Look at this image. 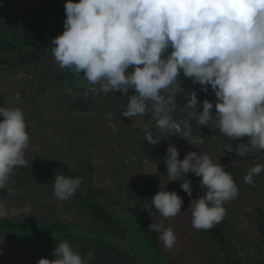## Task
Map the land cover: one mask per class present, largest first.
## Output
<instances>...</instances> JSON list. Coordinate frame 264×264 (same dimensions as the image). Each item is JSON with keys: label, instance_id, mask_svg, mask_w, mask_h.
Masks as SVG:
<instances>
[{"label": "clouds", "instance_id": "clouds-1", "mask_svg": "<svg viewBox=\"0 0 264 264\" xmlns=\"http://www.w3.org/2000/svg\"><path fill=\"white\" fill-rule=\"evenodd\" d=\"M64 9V31L51 41L55 61L73 76H82L91 92L99 85L105 93L125 94L128 102L120 115L130 119L150 111L159 128L188 140L191 124L175 121L169 107L175 101L160 94L182 70L205 92L210 85L217 98L214 115L208 100L196 111L200 125L211 122L222 135L248 137L252 149L264 150V0H66ZM130 89L134 94L129 96ZM197 104L192 91L184 107L196 109ZM0 117L2 188L13 169L24 165L29 135L21 109L0 106ZM145 139L153 145L159 142L148 130ZM238 149L225 150L238 155ZM178 157L179 150L169 144L167 180L183 181L180 187L191 197V183L184 176L200 178L203 194L191 200L186 212L194 229L208 230L222 220L223 205L238 195V187L225 167L208 155L191 151L182 160ZM262 171L264 164L251 167L244 182L254 186V177ZM80 184L79 177L55 175L54 196L67 201ZM151 201L164 218L182 213L184 201L175 191L159 190ZM149 228L160 233L166 248L174 245L171 227ZM53 256L37 264H84L66 241L56 245Z\"/></svg>", "mask_w": 264, "mask_h": 264}, {"label": "trees", "instance_id": "trees-1", "mask_svg": "<svg viewBox=\"0 0 264 264\" xmlns=\"http://www.w3.org/2000/svg\"><path fill=\"white\" fill-rule=\"evenodd\" d=\"M41 1L48 4L50 18L41 17V21H33V25L36 27L34 33L28 31L27 27L21 26V24L17 25L12 19L8 20L6 28H1L0 73L5 76L7 75L8 77L14 76L17 79H19V73L21 72H27L30 74V77H27L22 81L20 78L18 84L19 86L21 85V91L18 93L20 96L24 97L27 109L37 107L47 94L49 95V93H53L51 99L53 100L54 105L60 107L57 114L55 115L54 113L55 119L53 125H55L60 121V115L62 116L64 114L60 111L62 108H64V112H70L74 118L75 114H89L93 108L97 106V103L101 101L102 94L100 95L101 98L89 99L88 95L82 91L79 80L70 82L57 65H48V61L54 58L51 53V48L53 47L51 41L53 38L63 33L66 16L64 8L56 6L55 4H49L46 0ZM49 23L52 27L49 31H45V28ZM170 50L171 49H169V51ZM43 66H45L44 71ZM32 68H35V70ZM38 70H40L39 73ZM66 70L71 74L68 69ZM30 78H32V85H28V83L31 82ZM177 79L180 83H184L188 82L191 78H186L181 70ZM48 84H50V86H48ZM69 89H71L70 92ZM189 95L184 94V98L181 96L182 100H177L176 104L180 103L182 108H187L184 106L190 98ZM174 97L175 99H178V96ZM197 98L198 104L196 105V109H190L191 113L194 110L193 114H195L196 111L201 112L203 110L202 104L204 100L212 102L214 106L217 100L215 93L209 91H203L201 96H197ZM149 107H151V105H149ZM212 112L214 115L215 108L212 109ZM179 122L181 123V121ZM184 122H189L192 129L191 136L188 137V140L185 139L186 142L189 141L186 145H182L184 138L172 134L169 135L168 130L159 128L156 120L139 133L135 131L133 133L130 130L128 139L133 143H143V151L149 150V155L155 157V159H152L154 163H156L153 171L145 170L146 166L151 162V159L148 162H144L145 158L143 161L140 160L139 163L134 164L133 166L123 162L120 168L115 170L112 169V167L107 169L101 165L93 164L92 160L95 158H112V151L116 152L115 150H118V148H115V143L117 142L114 140L112 145H110V143H98L96 139L90 138L85 139V142L87 143L86 146L89 148V154L86 156V160L88 159L87 163H84L83 165H70L69 163H63L59 159L50 156L43 160L25 161V163L30 162L34 164V168H31L30 164H27L25 167L20 166V169H24V171L28 173V175H26L27 181L32 182L34 180L36 186H40L38 189L41 190V193L38 194L36 198L42 203V207H44L45 210L50 211L53 209L59 211L60 207L48 204H60L64 210H67L74 215L85 214L87 217H91L96 222L95 225L97 227H99L98 224H100V226L105 229L103 235H112L113 238L119 237V226L127 227L129 226L128 222L123 223L124 221L120 217L117 219L115 215H111L108 212L106 206L107 200L103 199L104 197H102V195L106 194L109 185L98 188L93 182L94 178L105 180L106 172L109 173L112 178L117 176L122 178L127 177L130 184H123L124 186H122L118 181L114 182V185L120 189L118 190V193L123 197L122 199H124L125 204L123 207L126 208L128 206L129 210L132 205L140 207L144 204L147 207L149 206V209H156L151 199L159 190L168 189L169 192L175 191L183 199V205L186 202L190 203L192 199H197L203 194L202 189L199 187L200 178L192 173H188L184 176V180L190 181L193 187L191 197L181 189L179 185L180 180H178L176 184H172V182L167 180L168 174L165 162L169 144L174 145L179 150L178 158L181 160L186 153L191 151L208 155L214 163L221 164L225 167L224 170L231 174L238 188L242 185L248 184L244 182L243 178L249 170L247 166L250 161L264 163V150L252 149L248 137L236 139L228 138L222 135L211 122L207 125H200L197 122V119L194 120L193 117L190 120H184ZM183 123H181V125ZM111 130L112 132H115V130L117 131V127H111ZM146 130L151 131L153 133V139H157L159 142L154 145L149 143L145 139ZM215 139L217 140V143L215 145H210ZM200 140H202L203 143H200ZM218 146L219 150L217 149ZM227 146H233L234 149L236 146H239L238 150L241 154L237 155L235 151L228 152L225 150ZM134 154H136V152H134ZM143 155H145V153ZM130 157L129 160H131ZM129 167L133 168L135 173L127 171ZM137 167L140 168L141 172ZM55 175H65L73 178L79 177L81 179L79 188L69 200L61 201L54 196ZM136 176L138 179L134 180V177ZM255 177L254 186L249 185L251 190L257 189L256 192L259 190L256 194L257 197L254 200V203L257 202L258 199L264 198V183H256L257 180ZM240 196H242V194ZM223 206L226 214L222 220L208 229V233L205 230V234H208L212 241L210 243V248L213 250L212 253L218 257L223 255L224 252L229 254L227 257L225 256L222 262L216 260L214 264H242L240 256L242 259L246 256L234 243L236 235H234L233 232H230L232 230L230 226L231 222L233 221L235 223L240 213L234 209L235 202L232 200L225 202ZM132 210L134 215L138 218L139 216L136 213L139 210L134 208ZM150 212L151 211H149V214H153ZM253 212L254 213L248 216V220L255 225L256 239L254 240L253 248L249 247L252 251L258 254L261 253L264 248V206L259 204L255 205ZM149 214H147L146 217L149 216ZM134 221L137 222L136 218H134ZM42 223L43 224L40 226L37 223L35 224L32 221H26L22 218L17 220L11 218L0 220V238L3 237L4 241H6V239L19 241V243L23 241L26 244V247L35 248L36 253L38 254L27 252L28 255H31V257L34 258L47 252L48 257H50L48 259L52 260L55 258L53 256V250L56 245L60 242H67V240L72 241V239H74L76 241L74 246L77 248H73V246H71V248L74 252L81 255L84 264H122L128 260L127 256L118 254L115 258L114 256L112 257V259L114 258L113 261L110 259L106 250L102 248L98 249L96 243L90 238H94L95 235L100 237L99 233L102 232H100L98 228L87 229L86 226L83 228L76 223L60 222L58 220L43 221ZM184 223L186 226H189L186 222ZM177 228L181 229L183 233L186 234V228H183L182 222ZM163 229L165 228L163 227L162 230ZM183 233L177 231L174 233L177 241L174 243L175 246L172 257L174 258L175 256V258L172 259L171 264H180L182 260L191 259L194 256V254H189L186 250L180 251L179 249L177 251V247H180L181 244H186L188 246L187 242L184 240ZM159 235L160 233L156 231L152 232V235L143 234V241H139L138 243L141 244V246L137 250L147 260L145 264H170L168 254L171 252L163 245V242L159 239ZM122 241L125 242V240ZM73 243L74 242L72 241L71 244ZM3 244L4 247L7 248L6 243ZM109 244L112 246V240ZM237 244L243 245V241H240ZM144 245L147 246L146 249H144ZM191 247L194 248L193 246ZM80 251L83 253L81 254ZM192 251H196L195 248ZM20 258H22V255L17 252L16 255H14V253L8 254L6 259L13 263ZM259 258L261 259V257ZM262 259L264 260V258ZM243 263L249 264L246 259Z\"/></svg>", "mask_w": 264, "mask_h": 264}, {"label": "rangeland", "instance_id": "rangeland-1", "mask_svg": "<svg viewBox=\"0 0 264 264\" xmlns=\"http://www.w3.org/2000/svg\"><path fill=\"white\" fill-rule=\"evenodd\" d=\"M46 1H48L49 4H55L56 6H60L62 8H64L66 3V0ZM41 17L50 18L48 4L42 2L41 0H0V30L1 28H6L8 20L12 19L17 25L21 24V26L27 27L28 31L34 33L36 27L33 25V21H41ZM51 27L52 25L49 23L46 26L45 31H49ZM52 64L59 67L55 58L48 61V65ZM43 67L44 71L45 66ZM32 69L35 70V68ZM61 71L70 82L79 80L82 91L88 95L89 99L101 98V94L102 98L89 114H75V118L72 117L70 112H64V108H62L60 111L64 114L62 116L60 115L61 119L55 125H53L55 119L54 113L56 115L60 107L54 105L53 100L51 99L53 93H49V95L47 94L44 100H42L37 107L33 109L31 108L32 110L27 109L24 97L20 96L18 93L21 91V85L19 86L18 84L20 78L22 81L23 79L30 77V74L27 72H21L19 73V79H17L14 76L8 77L7 75L5 76L0 73V106L19 108L24 114L26 131L29 135V144L24 150V160H43L44 158L51 156L59 159L63 163H69L70 165H83L84 163H87L88 159L86 160V156L89 154V148L86 146L87 143L85 142L86 138L96 139L98 143H110V145H112L114 140L117 142L115 143V148H118V150H115L116 152L112 151V158H95L92 160L93 164H97L99 166L101 165L107 169L112 167V169L115 170L119 169L123 162L133 166L134 164L139 163L140 160L143 161L145 158L144 162H148L151 159V162L146 166L145 170L153 171L156 163H154L152 159H155V157L153 155H149V150L143 151V143H133L130 139H128L130 130L133 133L134 131L139 133L150 123L156 120L153 118L152 113L149 111L143 116L137 115L130 119L123 117L120 113L122 110L126 109L128 102V97L125 96V94L119 91H109L105 93L100 90L99 85H96V92H91L89 91L90 86L82 76L75 77L68 73L66 69H61ZM39 72L40 70H38V73ZM81 75H83V73H81ZM30 79L31 82H29L28 85H32V78ZM48 86H50V84H48ZM179 86L181 87V91ZM192 91H195L196 95L200 97L204 91L203 86L199 83H193L192 79L188 82L180 83L177 78L169 88L161 90L160 94L166 100L171 98L175 101L173 104L169 105V107L172 108L171 115L175 121H181V123H183L184 120H190L192 117L194 120L196 119L195 114H193L194 110L191 113V108L184 109L180 106V103L176 104L177 100L180 101L184 98V94L189 95ZM207 91L214 92L210 85L207 86ZM132 94H134V90L130 89L127 95L130 96ZM174 96H178V99H175ZM214 108L215 106L213 109ZM2 119L3 117H0V120ZM111 127H117V131L115 130V132H112ZM187 142L183 139L182 145H186ZM216 143L217 140L215 139L210 145H215ZM217 149L219 150V146ZM134 152H136V154H134ZM144 153L145 155H143ZM129 157L131 160H129ZM27 164H30L31 168H34V164L30 162L25 163L21 167H25ZM257 164L264 163L259 161H250L247 168L250 169ZM21 167L18 166L14 168L9 180L2 188H0V220H4L6 218L17 220L22 218L23 220L32 221L35 224L37 223L40 226L43 224V221L47 222L51 220H58L60 222L76 223L83 228L86 226L87 229L98 228L100 232H102L99 233L100 237L95 235L94 238H90L94 243H96L98 249L102 248L108 252L110 259H112L113 256L115 258L118 254L127 256L128 260L126 259L127 261L122 264L146 263L147 260L137 249L141 246V244L138 243L139 241H143V234L152 235V232H154L151 228H149L151 224L162 225V228L171 227L174 233L175 231L183 233L181 229L177 228V226L182 222L183 228L187 229L188 227L187 230L185 229L186 234L183 233L184 240L187 242L188 246L186 244H181L180 247H177V251L179 249L180 251L186 250L189 254H194V256L191 259L182 260L180 264H214L216 260H220L222 262L225 256L227 257L229 255L227 252H224L220 257L215 256L212 253L213 250L210 248V243L212 241L209 238V235L205 234V230H197L192 227L191 214L190 212H186L189 209L190 203L186 202L182 205L181 214L169 218H164L157 209H149V206L147 207L144 204L140 207L132 205V207L128 210V206L126 208L123 207L125 204L124 199H122L123 197L118 193V190L120 189L114 185V182L118 181L122 186H124L123 184H130V181L127 180V177L122 178L117 176L112 178V176L106 172L105 180L94 178L93 182L98 188L109 185V189L106 191V194L102 195V197H104L103 199L107 200L106 206L108 208V212L111 215H115L117 219L120 217L124 221L123 223L128 222L129 225L127 227L119 226L120 229L118 230V235L120 236L113 238L112 235H103L105 229H103L100 224H98L99 227H97L95 225L96 222L91 217H87L85 214H82L83 216L79 214L74 215L69 211L64 210L62 205L56 203L48 205L60 207L59 211L53 209L50 211L45 210L44 207H42V203H40V201L36 198L38 194L41 193V190L38 189L40 186H36V182L34 180L32 182L27 181L26 175H28V173L25 172L24 169H20ZM138 168L139 167H137V169ZM127 171L135 173L134 169L130 167ZM24 178L26 179V182ZM137 179V176L134 177V180ZM255 179L257 180L256 183H264V171L256 176ZM177 181L178 180L170 182H172V184H176ZM182 182L183 181L180 180L179 185H181ZM249 185L250 184L240 186L238 188V195L232 199V201L235 202L234 209L239 212L240 215L237 220L235 219V223L233 221L231 222L230 226L232 230L230 232H233L234 235H236L235 238L237 241L239 240L238 242L243 241V245H239L237 244L238 242L234 240L237 248L246 256L243 259L240 256L242 264H245L243 263L245 262V259L249 262V264H264V260L262 259L264 258V248L263 251L258 254L250 248L253 246L254 240L256 239V230L254 228L255 225L248 220V216L254 213L253 210L255 205L259 204L264 206V198L258 199V201L254 203V200L257 197L256 194L259 190L257 192V189L251 190ZM165 190L168 191V189ZM241 194L242 196H240ZM133 208L139 210L136 213L139 216L138 218L134 215L132 210ZM25 209H28V211H25ZM149 211L153 214H149ZM147 214H149V216L146 217ZM134 218H136L137 222L134 221ZM183 221L186 222L187 225L189 224V226H186ZM206 232L208 233V230H206ZM111 240L112 246L109 244ZM122 240H125V242ZM72 241L74 242L73 244H71ZM72 241L67 240L70 246L77 248L74 246L76 241L74 239H72ZM3 243H6L7 248L4 247ZM25 245L26 244L23 241L19 243V241L11 239H6V241H4L3 237L0 238V264H37V261L41 258H50L48 257L47 252L36 258L31 257V255H28L27 252L34 254L36 253V249L26 247ZM174 246L175 245L168 248L171 252L168 254L170 264L172 263V259L175 258V256L174 258L172 257ZM191 246H193L196 251H192L194 248ZM146 247L147 246L144 245V249H146ZM17 252L22 255V258L13 263L6 259L8 254L14 253V255H16ZM80 252L81 254L83 253L82 251ZM259 257H261L262 260Z\"/></svg>", "mask_w": 264, "mask_h": 264}]
</instances>
